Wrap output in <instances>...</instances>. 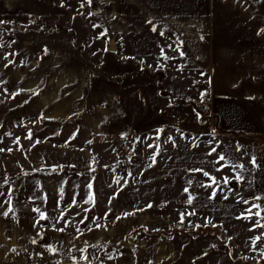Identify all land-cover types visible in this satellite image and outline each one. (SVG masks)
Masks as SVG:
<instances>
[{"label":"rangeland","instance_id":"1","mask_svg":"<svg viewBox=\"0 0 264 264\" xmlns=\"http://www.w3.org/2000/svg\"><path fill=\"white\" fill-rule=\"evenodd\" d=\"M96 3L49 0L44 21L46 29L71 32L84 49L85 64L98 67L91 78L106 74L98 66L100 54L125 49L111 25L114 16L107 28L100 27ZM214 3L224 52L200 55L199 65L210 59L209 68L191 70L192 55L185 53L180 72L177 41L162 38L156 41L161 53L155 69L135 73L147 77L159 68L168 76L163 87L174 98H197L198 106L206 107L218 91L212 78L227 80L231 74L241 84L255 71L245 65H264V0ZM102 10L114 13V3ZM0 26V64L17 65L11 31L4 27L31 24ZM135 44L141 47L125 49L130 62L147 56L151 42L139 38ZM214 58L222 71L212 68ZM6 81L0 83V264H264V233L252 213L254 200L242 188L245 176L236 173L238 152L231 140L165 126L123 135L126 121L115 117L100 130L104 109L98 103L89 107V98L83 112L77 110L82 103L65 108L66 93L39 102V94L53 88L44 84L23 101ZM62 166L65 170H52ZM128 239L132 247L123 245Z\"/></svg>","mask_w":264,"mask_h":264},{"label":"crops","instance_id":"2","mask_svg":"<svg viewBox=\"0 0 264 264\" xmlns=\"http://www.w3.org/2000/svg\"><path fill=\"white\" fill-rule=\"evenodd\" d=\"M108 3H114V13L103 12L102 6ZM95 8L99 10L102 28H107V21L115 17V23L111 25L114 24V32L124 40L121 43L126 50L141 47L135 44L139 38H147L151 42L148 55H142L134 62H130L125 49L119 54H100L98 66L106 74L123 76L135 70H148V67L155 69L153 63L161 53L156 41L162 38L177 41L176 63L180 72H183V63L187 62L183 59L185 53L192 55L194 66L190 69L197 71L209 68L211 60L207 57L210 54L224 52L215 30L214 0H97ZM49 12V0H0V23L14 21L23 25L28 22L32 27L17 30L4 27L5 33L11 31L10 53L18 64L14 65L13 61L8 65L0 64V83L9 80L23 101L32 95L35 88L44 84L46 87L52 86L47 93L39 94V102L55 101L58 100L57 95L66 93L69 97L63 101L65 108L82 103L77 109L81 112L89 98V107L96 109L95 103H98L104 109L100 130L108 119L115 117L126 121L125 131H120L123 135L127 130L130 133H148L165 126L196 136L231 140L238 152L234 154L238 156L240 170L235 172L245 176L242 188L249 192H246V197L254 200L252 213L257 214L254 219L264 233V68L258 67L264 65L255 62L245 65L249 70L255 68V71L241 84L231 74H228L227 80L212 78L211 84L217 86L218 91L213 90L210 100H206V107H199V100L190 98L189 101L197 108L206 111L208 122L200 124L191 106L170 104V99L179 102L183 101V97L174 98L171 90V93L165 90L163 82L168 80V76L159 68L150 72V77H155L156 73L163 74L159 86L162 94L157 91V83L149 74L147 77L134 75L120 83L102 77L91 78V71L98 70V67L85 64L82 55L84 49L75 45L71 32L45 28L44 21ZM51 20L56 21L54 17ZM204 54L208 55L205 57L208 61L200 66V55ZM212 68L223 70L215 58L212 59ZM221 85L228 87L226 91L219 90ZM175 93L179 94L178 91ZM61 115L63 113H58V116Z\"/></svg>","mask_w":264,"mask_h":264},{"label":"trees","instance_id":"3","mask_svg":"<svg viewBox=\"0 0 264 264\" xmlns=\"http://www.w3.org/2000/svg\"><path fill=\"white\" fill-rule=\"evenodd\" d=\"M134 75H140V74L138 72L137 73L134 72L132 74H125L123 76H118V77H112V76H109V75L103 74V73H99L98 74L99 77H104L105 79H107V80H109L111 82H115V83H120L124 79H131ZM149 77H150V75H149ZM150 78H152L153 80L156 81V83H157V89H158L157 91H159V93L162 94V92L159 89V86H160L161 81L163 80V76L162 77H159V78L152 76ZM169 102L172 105L181 104L183 106H191L196 111L197 116H198V122L200 124H206L208 122V117L203 112V110L197 108L193 103H191L189 101H179V102H177V101H173L172 99H170ZM52 170H55V171L65 170V167H63V166L60 167V168H57L56 167V168H54ZM36 174H40V173H36Z\"/></svg>","mask_w":264,"mask_h":264},{"label":"water","instance_id":"4","mask_svg":"<svg viewBox=\"0 0 264 264\" xmlns=\"http://www.w3.org/2000/svg\"><path fill=\"white\" fill-rule=\"evenodd\" d=\"M123 245L128 246V247H132L133 242H132V240L128 239L126 243H123Z\"/></svg>","mask_w":264,"mask_h":264},{"label":"snow or ice","instance_id":"5","mask_svg":"<svg viewBox=\"0 0 264 264\" xmlns=\"http://www.w3.org/2000/svg\"><path fill=\"white\" fill-rule=\"evenodd\" d=\"M89 2H90V0H89ZM221 159H223V157H221ZM253 163H255V161H253ZM205 175H207V173H205ZM186 191H187V189H186ZM215 195V193H213V196ZM189 202H191V201H189Z\"/></svg>","mask_w":264,"mask_h":264}]
</instances>
